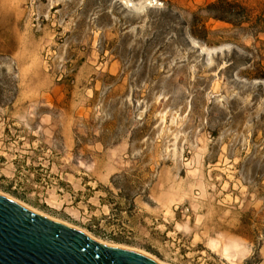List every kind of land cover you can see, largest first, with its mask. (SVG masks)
Returning <instances> with one entry per match:
<instances>
[{
	"label": "rangeland",
	"instance_id": "1",
	"mask_svg": "<svg viewBox=\"0 0 264 264\" xmlns=\"http://www.w3.org/2000/svg\"><path fill=\"white\" fill-rule=\"evenodd\" d=\"M215 1L0 0V191L166 264H264V0Z\"/></svg>",
	"mask_w": 264,
	"mask_h": 264
},
{
	"label": "water",
	"instance_id": "2",
	"mask_svg": "<svg viewBox=\"0 0 264 264\" xmlns=\"http://www.w3.org/2000/svg\"><path fill=\"white\" fill-rule=\"evenodd\" d=\"M0 264H161L141 251L107 245L0 193Z\"/></svg>",
	"mask_w": 264,
	"mask_h": 264
},
{
	"label": "trees",
	"instance_id": "3",
	"mask_svg": "<svg viewBox=\"0 0 264 264\" xmlns=\"http://www.w3.org/2000/svg\"><path fill=\"white\" fill-rule=\"evenodd\" d=\"M243 7L241 4L237 2H232L229 0H217L209 5V9L213 13V17L217 20H221L223 22H231L234 21L231 19L232 16H235L234 7ZM244 9H246L244 7ZM256 78L264 79V74L257 75Z\"/></svg>",
	"mask_w": 264,
	"mask_h": 264
},
{
	"label": "bare ground",
	"instance_id": "4",
	"mask_svg": "<svg viewBox=\"0 0 264 264\" xmlns=\"http://www.w3.org/2000/svg\"><path fill=\"white\" fill-rule=\"evenodd\" d=\"M0 193L3 194V195H5V196L10 197L11 199H13V200H15V201H18L19 203H21V204H23V205H25V206H27V207L33 209L34 211H37V212H39V213H42V214H44V215H46V216H49V217H51V218H53V219H56V220H59V221H63V220H60V219H58V218H56V217H54V216H52V215L46 214L45 212H42V211H40V210H38V209H36V208L31 207V206H29L28 204H26V203H24V202H22V201H20V200H17L16 198H14L13 196H11V195H9V194H6V193H4V192H2V191H0ZM63 222H65V221H63ZM65 223H67V222H65ZM67 224L72 225V226H74V227H76V228H78V229H80V230H83L82 228H79V227H77V226H75V225H73V224H70V223H67ZM83 231H85L86 233H88L89 235H91L92 237H94L95 239L101 241L102 243H105V244H107V245L119 246V245H116V244H113V243H110V242H105V241H103V240H100V239L96 238L94 235H92L90 232H88V231H86V230H83ZM120 247H121V246H120ZM122 247H123V246H122ZM124 247H125V246H124ZM126 248H129V247H126ZM131 249H133V248H131ZM134 249H135V250H138V249H136V248H134ZM138 251H140V250H138ZM141 252H143V251H141ZM143 253H146V252H143ZM146 254H148V253H146ZM148 255H150V254H148ZM150 256H152V255H150ZM153 258H155V259H156L157 261H159L161 264H166L165 262H163L162 260H160L159 258H157V257H155V256H153Z\"/></svg>",
	"mask_w": 264,
	"mask_h": 264
}]
</instances>
